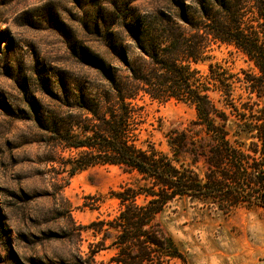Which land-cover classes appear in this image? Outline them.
Returning <instances> with one entry per match:
<instances>
[{"label":"trees","instance_id":"trees-1","mask_svg":"<svg viewBox=\"0 0 264 264\" xmlns=\"http://www.w3.org/2000/svg\"><path fill=\"white\" fill-rule=\"evenodd\" d=\"M164 3L154 13L115 9L111 25L129 45L107 48L97 62L88 47L72 49L84 58L83 77L62 82L65 108L51 130L41 128L51 148L67 153L59 166L70 176L114 166L131 178L110 192L117 215L85 228L100 236L99 249L114 250L111 264H189L159 220L172 203L208 204L223 214L264 211V0ZM212 45L231 47L250 68L208 64L203 73L197 65ZM144 98L195 111L185 128L164 133L167 152L140 139Z\"/></svg>","mask_w":264,"mask_h":264},{"label":"rangeland","instance_id":"rangeland-1","mask_svg":"<svg viewBox=\"0 0 264 264\" xmlns=\"http://www.w3.org/2000/svg\"><path fill=\"white\" fill-rule=\"evenodd\" d=\"M167 1L0 0V264H111L114 250L99 249L100 236L85 228L117 215L110 192L131 178L114 166L70 176L59 166L67 153L51 148L41 128L51 130L65 108L62 82L83 77L84 58L72 49L88 47L90 62H97L107 48L129 45L126 32L111 25L115 9L125 11L128 4L154 13ZM208 54L197 65L203 73L208 64L230 72L250 68L231 47L212 45ZM105 57L118 64L116 55ZM138 103L145 106L140 139L163 152L164 133L195 118L191 106L175 100ZM159 220L189 264H264L261 208L223 214L208 204L181 201L166 207Z\"/></svg>","mask_w":264,"mask_h":264}]
</instances>
